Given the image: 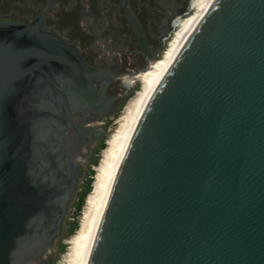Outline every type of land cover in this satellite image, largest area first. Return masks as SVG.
I'll list each match as a JSON object with an SVG mask.
<instances>
[{"label": "water", "instance_id": "95a60500", "mask_svg": "<svg viewBox=\"0 0 264 264\" xmlns=\"http://www.w3.org/2000/svg\"><path fill=\"white\" fill-rule=\"evenodd\" d=\"M50 5L0 20V264L48 263L79 177L57 77L90 85L40 32ZM85 264H264V0H213L144 105Z\"/></svg>", "mask_w": 264, "mask_h": 264}, {"label": "flooded vegetation", "instance_id": "af4514ba", "mask_svg": "<svg viewBox=\"0 0 264 264\" xmlns=\"http://www.w3.org/2000/svg\"><path fill=\"white\" fill-rule=\"evenodd\" d=\"M191 1L128 0L147 46L144 55L125 17L124 0H1L0 20L27 26L51 3L40 32L73 48L87 69L79 78L89 88L75 89L70 80L57 77L63 102L59 117L74 127L66 138L79 155V177L82 166L106 143L111 121L139 88L137 76L161 57L175 27L189 14ZM59 134L54 133L56 138Z\"/></svg>", "mask_w": 264, "mask_h": 264}, {"label": "bare ground", "instance_id": "6f19581e", "mask_svg": "<svg viewBox=\"0 0 264 264\" xmlns=\"http://www.w3.org/2000/svg\"><path fill=\"white\" fill-rule=\"evenodd\" d=\"M212 2L213 0L191 1L189 14L175 27L161 57L150 64L149 70L143 76L137 78L140 90L122 118L120 127L107 142V148L96 169L93 191L86 201L80 227L69 242L71 246L68 248L64 264H85L112 181L144 105Z\"/></svg>", "mask_w": 264, "mask_h": 264}, {"label": "rangeland", "instance_id": "374dc122", "mask_svg": "<svg viewBox=\"0 0 264 264\" xmlns=\"http://www.w3.org/2000/svg\"><path fill=\"white\" fill-rule=\"evenodd\" d=\"M159 59V58H158ZM157 59V60H158ZM139 88L131 99L123 105L115 118L111 121L110 130L105 137L106 143L102 145L93 159L82 166V171L79 179H77L70 200L66 206L65 215L61 224L59 235L49 245V257L47 264H64V259L67 251L70 248L69 242L77 233L80 227L82 216L86 210V201L93 191V183L96 176V169L100 164L103 152L107 148V142L111 135L118 130L122 122V118L126 115L131 103L134 101L137 92L140 90V83L137 82ZM82 200V203H80ZM80 206V208H78ZM63 262V263H62Z\"/></svg>", "mask_w": 264, "mask_h": 264}, {"label": "trees", "instance_id": "16d2710c", "mask_svg": "<svg viewBox=\"0 0 264 264\" xmlns=\"http://www.w3.org/2000/svg\"><path fill=\"white\" fill-rule=\"evenodd\" d=\"M80 203H82V200H81V202H80ZM78 208H80V206H79Z\"/></svg>", "mask_w": 264, "mask_h": 264}]
</instances>
